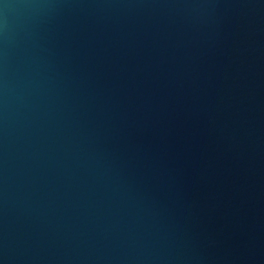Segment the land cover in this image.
Instances as JSON below:
<instances>
[{"label":"water","instance_id":"95a60500","mask_svg":"<svg viewBox=\"0 0 264 264\" xmlns=\"http://www.w3.org/2000/svg\"><path fill=\"white\" fill-rule=\"evenodd\" d=\"M0 264H264V0H0Z\"/></svg>","mask_w":264,"mask_h":264}]
</instances>
